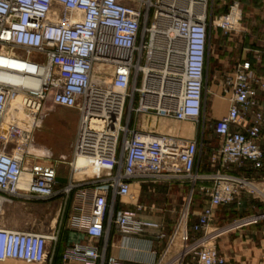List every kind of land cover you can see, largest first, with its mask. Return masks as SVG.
Wrapping results in <instances>:
<instances>
[{"label":"built area","instance_id":"obj_1","mask_svg":"<svg viewBox=\"0 0 264 264\" xmlns=\"http://www.w3.org/2000/svg\"><path fill=\"white\" fill-rule=\"evenodd\" d=\"M208 5L209 0H0V215L16 202L75 194L89 214L82 220L89 243L66 248L62 258L98 264L105 250L95 242L107 238L113 224L126 236L159 229L139 219L136 210L116 211L119 200H134L132 184H189L192 191L202 184L209 204L190 227L188 200L176 229L185 224L178 264L190 255L194 264H229L218 254L215 241L221 232L194 240L190 233L207 232L215 209L242 193L264 201V179L229 172L242 163L264 170L262 113L255 112L247 124L249 112L259 105L249 64L238 63L223 80L222 97H231L228 112L214 124L220 143L215 173H199L204 146L197 139L134 125L135 114L190 124L204 118L211 30L228 34L237 21L234 6L215 19ZM163 23L167 30L155 33ZM164 36L175 40L171 60L167 48L153 46L154 38ZM155 51L167 58L154 59ZM55 108L79 117L68 163L36 149L33 141L46 111ZM79 158L86 160L84 168H78ZM62 164L69 169L64 184L57 181ZM89 169L94 174L87 180L83 174ZM263 217H246L235 227L258 225ZM59 233L0 226V264H49ZM108 264L119 263L111 258Z\"/></svg>","mask_w":264,"mask_h":264},{"label":"crops","instance_id":"obj_2","mask_svg":"<svg viewBox=\"0 0 264 264\" xmlns=\"http://www.w3.org/2000/svg\"><path fill=\"white\" fill-rule=\"evenodd\" d=\"M212 4L218 9L213 13L215 19L228 14L230 6H234L237 9V21L234 30L230 33L224 34L220 29L215 28L211 34L207 54L205 93L209 116L222 117L228 112L229 102L222 97L223 80L235 70L238 63H248L250 79L253 88L257 91L259 105L249 112L247 124H251L255 112L262 113L263 128L259 144L264 151V88L261 86L264 85V0H212ZM218 94L221 96L219 97ZM57 109L59 108L52 111ZM34 144L36 149L48 150L43 145ZM201 163L204 165L203 160ZM203 170L205 174L210 173L208 167H204ZM65 171L67 172L61 173L59 168L61 179H67L69 169ZM229 172L256 181L264 179V170L257 172L249 163H242L240 167L232 166ZM210 185L206 184V186ZM201 186L203 185L199 184L192 191L193 188L189 184H132L131 194L134 200H119L116 211L136 210L139 219L154 222L159 225V229L148 228L142 234L126 236L113 224L108 237L95 242L101 252L105 250V260L104 262L99 260L98 264H108L111 258L119 264L164 263L178 231L185 226L183 223L176 232L179 214L185 209L188 200L191 199L190 227L198 221V215L209 204V198L200 191ZM60 200L64 204V209L58 215L59 239L54 258L49 264H83L81 261L64 262L62 257L66 248L74 244L89 243L84 231L86 222H82L89 218V214H86L85 206L75 194ZM253 215L264 216V201L242 193L233 203L216 208L207 232L200 234L191 232L192 240L203 233L221 232L215 242L218 254L229 264H264V217L258 225L235 227L237 222ZM194 260L195 257L190 255L185 257L184 264H194Z\"/></svg>","mask_w":264,"mask_h":264},{"label":"rangeland","instance_id":"obj_3","mask_svg":"<svg viewBox=\"0 0 264 264\" xmlns=\"http://www.w3.org/2000/svg\"><path fill=\"white\" fill-rule=\"evenodd\" d=\"M231 7L228 13H230ZM216 10L218 9L212 4V0H209L208 14H211V12L213 14ZM213 30L214 28H212L211 33ZM218 95L219 97L221 96L220 94ZM230 97L231 95L229 94L223 100L229 102ZM207 108L206 106L204 118L194 124L169 121L148 116L147 114H135L134 125L138 129L158 134H171L181 138L197 139L204 146L201 151V160H203L204 165L200 162L198 171L200 174H205L203 173V168L208 167L210 173L206 175H211L217 169L214 158L218 150L219 141L213 129L216 120L220 119L221 116H209ZM45 114L41 128L36 130L33 141L46 147L53 154L54 159L68 163L72 160V145L78 128V114L75 111L63 108L55 111H46ZM67 168L66 164H62L60 166L61 173L67 172L65 171ZM84 173L85 179L90 180L94 171L89 169ZM60 199L47 202H16L13 205H7L0 215V226L13 230H34L40 233L55 232L59 225L58 215L64 209V204ZM182 213L180 212L179 219Z\"/></svg>","mask_w":264,"mask_h":264},{"label":"bare ground","instance_id":"obj_4","mask_svg":"<svg viewBox=\"0 0 264 264\" xmlns=\"http://www.w3.org/2000/svg\"><path fill=\"white\" fill-rule=\"evenodd\" d=\"M200 12H204V9L201 8L199 9ZM168 26L166 25V23L161 24L155 33H164L165 30H167ZM167 34V33H166ZM159 36V35H158ZM156 37V36H155ZM174 38H168V40L166 41V37H161V38H154V42H153V46L158 47V50L163 48V50H166V48L169 50L167 52L168 58L171 60V51L170 49H176L175 47V42H174ZM162 50V51H163ZM166 59L167 56L164 57V55L162 54V52L159 51H155L154 53V59ZM176 62H178V57H175ZM77 166L78 168H84L86 166V160L84 158H79L77 161ZM185 233H186V227L183 226L179 231L178 234L175 238L174 243L172 244L171 250L169 251V254L167 255V258L165 260V262L163 264H178V261L180 259V257L182 256V254L184 253L185 250V243H184V237H185Z\"/></svg>","mask_w":264,"mask_h":264},{"label":"water","instance_id":"obj_5","mask_svg":"<svg viewBox=\"0 0 264 264\" xmlns=\"http://www.w3.org/2000/svg\"><path fill=\"white\" fill-rule=\"evenodd\" d=\"M57 181L60 182V183H66V180L65 179H61V178H58Z\"/></svg>","mask_w":264,"mask_h":264}]
</instances>
